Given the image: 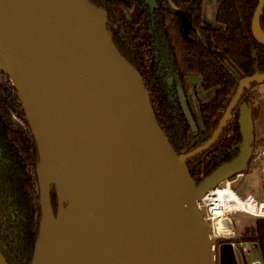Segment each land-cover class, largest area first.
<instances>
[{"label": "water", "instance_id": "1", "mask_svg": "<svg viewBox=\"0 0 264 264\" xmlns=\"http://www.w3.org/2000/svg\"><path fill=\"white\" fill-rule=\"evenodd\" d=\"M258 5L252 34L264 46V0ZM179 18L188 38L191 20L183 12ZM0 70L24 103L39 152L42 220L32 264H56L57 219L67 210L77 237L97 247L101 264H216L219 239L200 204L249 163L252 108L240 107L243 146L232 163L199 188L187 162L217 144L246 90L264 84V74L241 80L209 140L179 156L142 77L113 42L106 11L88 0H0ZM178 90L196 133L185 91ZM0 264H8L1 253Z\"/></svg>", "mask_w": 264, "mask_h": 264}, {"label": "trees", "instance_id": "2", "mask_svg": "<svg viewBox=\"0 0 264 264\" xmlns=\"http://www.w3.org/2000/svg\"><path fill=\"white\" fill-rule=\"evenodd\" d=\"M88 1L106 11L113 42L142 77L158 124L179 156L209 140L241 80L264 74V46L252 34L259 0H240L242 10L237 0H222L213 24L204 19L205 0ZM180 12L191 20L188 38L183 36ZM260 22L264 34V12ZM170 77L174 79L171 86ZM190 77H199L203 90L215 91L211 100L199 104L203 131L198 128L196 133L186 119L177 90V85L185 90ZM251 87L217 144L187 162L196 187L239 156L243 146L239 109L243 104L251 107ZM24 108L11 78L0 70V253L8 264H32L42 220L39 152ZM202 134L207 138L201 139ZM52 207L57 214L54 192ZM257 220L255 237L264 264V219Z\"/></svg>", "mask_w": 264, "mask_h": 264}, {"label": "rangeland", "instance_id": "3", "mask_svg": "<svg viewBox=\"0 0 264 264\" xmlns=\"http://www.w3.org/2000/svg\"><path fill=\"white\" fill-rule=\"evenodd\" d=\"M207 1L205 2L204 6V19L207 22H213L212 18L208 17V9L206 7ZM238 6L240 10H242V6L240 1L238 0ZM212 14V13H211ZM211 16V15H210ZM199 77H190L187 79L188 87L192 89L193 87L196 88L198 95L203 101H208L214 97L215 91L204 92L201 87L195 86L198 82ZM203 95V96H202ZM207 97V99H205ZM251 104L253 96L249 95ZM255 126L253 133L255 141L258 138V142L252 144V156L250 158L249 163L243 169L242 174L240 176L234 175L232 180L234 182V190L242 197H247L249 195H253L255 199L261 201L264 199L263 192H264V179L262 175V167L264 165V155L257 158V152L264 151V135L259 133V127ZM264 129V128H263ZM56 197L57 193L54 192ZM58 203V198H57ZM67 203H65V207ZM256 217H250L243 213H235L229 217V226L231 228L232 239L227 238H220L215 244V253L217 255L216 264H220V255H219V246L221 243L225 242H234L236 244L234 249L235 260L236 264H252L256 262L258 264H263L262 254H260L258 242L256 239ZM243 243V244H241ZM225 257L227 264H230V257L227 252H225Z\"/></svg>", "mask_w": 264, "mask_h": 264}, {"label": "bare ground", "instance_id": "4", "mask_svg": "<svg viewBox=\"0 0 264 264\" xmlns=\"http://www.w3.org/2000/svg\"><path fill=\"white\" fill-rule=\"evenodd\" d=\"M213 198L212 201H209L211 204L221 200L222 204L229 210L236 207L239 210L250 213L256 211L255 206L250 201L244 202L240 200L237 193L231 188L219 190ZM235 201L236 203H234ZM56 226V243L59 246L56 264H101L103 262L97 247L92 242L81 240L77 237L73 221L68 219V210L66 214L58 217ZM41 248L42 246L40 245V250Z\"/></svg>", "mask_w": 264, "mask_h": 264}, {"label": "built area", "instance_id": "5", "mask_svg": "<svg viewBox=\"0 0 264 264\" xmlns=\"http://www.w3.org/2000/svg\"><path fill=\"white\" fill-rule=\"evenodd\" d=\"M256 154H257V158L259 159L260 157H262V155H264V151L257 152ZM261 172H262L263 179H264V165L262 167ZM237 176H240V175H237ZM234 182L235 181H233L232 178H230L228 180H225L219 183L216 188L208 191V193L203 197L202 203L200 204L201 207L203 206L206 209L205 219L207 220V222L211 224L213 236L215 238H218L219 240L220 238H232L233 231H231V228L229 226V217L232 215H235V213H243L250 217L253 216L256 218L264 219V199L261 201H258L257 199H255L253 195H249L247 197L242 198L236 192V190H234ZM230 188L234 192L237 193L240 200H243L244 202L250 201V203L253 206H255L256 211L250 213V212L239 210L236 207L234 209L229 210V209H226L225 205L222 204L221 200L216 202L217 204L213 202H212L213 204H211V202H209L214 199L213 197L217 195L219 190L221 189L227 190ZM263 197H264V192H263ZM234 203H236V201ZM235 246L236 244L230 241L221 243L219 246L220 261L226 260L225 252L229 254L230 261L235 260V254H234ZM252 264H258V263L253 262Z\"/></svg>", "mask_w": 264, "mask_h": 264}, {"label": "crops", "instance_id": "6", "mask_svg": "<svg viewBox=\"0 0 264 264\" xmlns=\"http://www.w3.org/2000/svg\"><path fill=\"white\" fill-rule=\"evenodd\" d=\"M206 1H207L206 7L208 9V17L212 18L213 22H210V23L213 24L217 9L222 0H205V2ZM205 2H204V6H205ZM250 93L253 96L252 104H251L252 121H254V127L255 126L259 127V130H258L259 133H261V135H264V129H263L264 128V84L255 86L253 89H251ZM205 99H207V97ZM192 105L194 106V111L196 115L198 116L199 115L198 101L193 100ZM258 140L259 139L257 138L255 143L258 142Z\"/></svg>", "mask_w": 264, "mask_h": 264}, {"label": "flooded vegetation", "instance_id": "7", "mask_svg": "<svg viewBox=\"0 0 264 264\" xmlns=\"http://www.w3.org/2000/svg\"><path fill=\"white\" fill-rule=\"evenodd\" d=\"M170 80H172V82H170ZM173 82H174V79L172 78V77H170L169 79H168V85L169 86H171L172 84H173ZM200 80H198V82L196 83V85L195 86H200ZM186 86H185V90H184V88H182L180 85H177V90H178V87L180 86L184 91H185V95H186V99H187V103H188V106L190 107V110H191V113H192V116H193V119H194V122L197 124V131H198V128L199 129H201V131H203V124L201 123V118H200V114L197 116L196 115V113H195V111H194V106L192 105V101L193 100H197L198 101V106H199V104L201 103V102H203V103H205V102H208V101H203L201 98H200V96L198 95V93H197V90H196V88L195 87H193L192 89H190L189 87H188V81H187V79H186ZM253 86V85H252ZM257 86V85H256ZM201 87V86H200ZM255 86H253V87H251V89H253ZM202 89V88H201ZM251 89H250V91H251ZM203 90V89H202ZM250 91H249V95H251V93H250ZM191 92H192V94H191ZM204 92H208V91H205L204 90ZM178 97H179V90H178ZM211 100V99H210ZM241 101V100H240ZM240 103V102H239ZM239 103H238V106L236 107V109L239 107ZM181 105V104H180ZM183 108V107H182ZM199 109H200V106H199ZM235 109V110H236ZM234 110V111H235ZM240 110V109H239ZM233 111V112H234ZM225 114V113H224ZM233 114V113H232ZM232 117V116H231ZM201 137V139H206L207 138V136L206 135H201L200 136ZM220 264H227V261L226 260H222V261H220ZM229 264V263H228ZM230 264H236V261L235 260H231L230 261Z\"/></svg>", "mask_w": 264, "mask_h": 264}]
</instances>
